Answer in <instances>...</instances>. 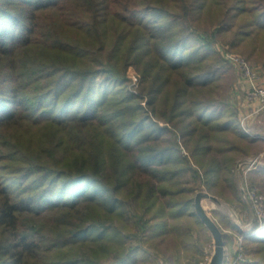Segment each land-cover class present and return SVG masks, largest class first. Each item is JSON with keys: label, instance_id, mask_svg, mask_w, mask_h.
<instances>
[{"label": "trees", "instance_id": "16d2710c", "mask_svg": "<svg viewBox=\"0 0 264 264\" xmlns=\"http://www.w3.org/2000/svg\"><path fill=\"white\" fill-rule=\"evenodd\" d=\"M218 44L264 63V0H0V264H150L202 189L243 209L238 164L264 193Z\"/></svg>", "mask_w": 264, "mask_h": 264}, {"label": "rangeland", "instance_id": "374dc122", "mask_svg": "<svg viewBox=\"0 0 264 264\" xmlns=\"http://www.w3.org/2000/svg\"><path fill=\"white\" fill-rule=\"evenodd\" d=\"M219 46V44H218ZM221 50V46L217 47ZM223 50H226L223 48ZM243 57L240 54L233 53ZM245 59V57H243ZM247 60V59H245ZM227 62V61H226ZM251 67L256 68L261 66L264 68V63L262 61L258 62V64H254L251 61L247 60ZM228 63V62H227ZM230 69L227 71L225 76V82L230 85L229 90V101L233 103L238 110L239 118H243L250 112V108H252L251 104L246 100V90L243 87V81L240 77L236 66L228 63ZM244 102L245 109L240 107V104ZM247 104V105H246ZM248 106V107H247ZM252 123L249 124L247 120L244 125L249 128V130L253 134H258L262 138H258L260 140V146H264V112L260 115L255 116L253 118ZM253 124V126H251ZM263 154H259L257 156H253L247 158L245 160L246 163L249 164L252 160H261ZM263 160V159H262ZM264 162V161H263ZM261 161V163H263ZM239 168L243 169L245 164ZM237 165V166H238ZM239 168H237V177L238 180V189L240 192V197L243 200L244 207L243 209H236L234 204L227 202L222 197H216L219 200V204H214L209 201H204L205 208L212 219L216 222L221 232L225 234V261L224 264H236L235 261H232L230 258V245H232L231 250L235 252L236 250H241L244 244L242 242L243 236L241 237L236 233L235 230L225 227L220 224V217L224 216L231 224L235 225L239 229L244 232V236L248 237L249 232H260L264 226V220L260 221L255 214V210L252 207L250 201L248 200L247 194L244 191L247 187L251 190L255 191V194L262 198L264 204V193L260 192L256 186H252L249 182L247 176L243 171V174L240 175L238 173ZM240 169V170H241ZM264 180V179H263ZM203 187H201L202 189ZM200 192H204L202 189ZM206 192V191H205ZM211 195V194H210ZM186 222V220H184ZM189 226H192V230L189 233V237H187L186 241H183L177 236H165L158 237L151 241L149 244L143 246V249L147 251L150 259V264H207L210 256L213 252V240L208 232V230L202 226H196L194 223L191 224V221L186 222ZM183 230V228H182ZM228 255V256H227ZM244 256L239 257L241 260ZM195 259V260H194ZM198 261V262H197ZM138 264H144V262H139Z\"/></svg>", "mask_w": 264, "mask_h": 264}, {"label": "built area", "instance_id": "2783aa9c", "mask_svg": "<svg viewBox=\"0 0 264 264\" xmlns=\"http://www.w3.org/2000/svg\"><path fill=\"white\" fill-rule=\"evenodd\" d=\"M221 52L225 61L236 66L242 81L249 84V87L246 90V100L252 105V108H250V112L246 116L240 119L241 125L246 134L251 138H262L258 134H253L249 128L244 125L248 118H255V116L264 112V85L258 83L259 73L256 68L251 67L243 57L233 54L228 50H221ZM258 164H261V162L257 159L250 161L246 171L253 169L254 165ZM244 191L246 192L248 200L254 208L258 219L260 221L264 220V204L262 198L258 197L255 194V191L248 187L244 189Z\"/></svg>", "mask_w": 264, "mask_h": 264}, {"label": "water", "instance_id": "95a60500", "mask_svg": "<svg viewBox=\"0 0 264 264\" xmlns=\"http://www.w3.org/2000/svg\"><path fill=\"white\" fill-rule=\"evenodd\" d=\"M237 168H239V165L237 166ZM204 201H209L214 204H219V200L205 191L198 192L194 199L195 214L198 217V219L201 221V223L206 227L213 240L214 249L207 264H224L225 245H224L223 233L221 232L216 222L207 212L205 205L203 203Z\"/></svg>", "mask_w": 264, "mask_h": 264}, {"label": "crops", "instance_id": "0c3cea01", "mask_svg": "<svg viewBox=\"0 0 264 264\" xmlns=\"http://www.w3.org/2000/svg\"><path fill=\"white\" fill-rule=\"evenodd\" d=\"M256 70H257V72L259 73V80H258V83L264 85V68L261 67V66H258V67H256ZM243 87H244V89H247V88L249 87V84L243 82ZM246 105H247V104H246ZM240 107L245 109V104H244V102H242V103L240 104ZM247 107H248V106H247ZM251 119L254 120L253 117H251V118H248V119H247V122L250 121ZM252 120L249 122V124L252 123ZM251 126H253V124H252Z\"/></svg>", "mask_w": 264, "mask_h": 264}]
</instances>
